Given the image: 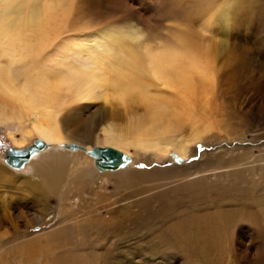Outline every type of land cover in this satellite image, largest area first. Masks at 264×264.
Returning <instances> with one entry per match:
<instances>
[{
    "label": "bare ground",
    "instance_id": "bare-ground-1",
    "mask_svg": "<svg viewBox=\"0 0 264 264\" xmlns=\"http://www.w3.org/2000/svg\"><path fill=\"white\" fill-rule=\"evenodd\" d=\"M71 2L0 0V123H20L24 136L34 133L46 144L27 160L33 179L15 177L12 169L0 166V264H104L102 253L114 243L124 244L120 264H128L137 246L149 257L153 243L158 251L203 254L200 248L210 251L212 238L225 242L227 230L252 235L251 245H258L264 234V152L222 147L202 153L199 169L185 163L203 140L213 145L244 140L246 132L264 128L263 122L240 119L248 115L244 104L235 117L210 119L211 98L219 91L227 96L224 86L230 87L244 66L218 68L205 45L188 32L173 43L155 45L141 42L133 25L74 35ZM242 25L238 19L233 28ZM83 100L134 103L141 113L125 123L116 120L115 110L96 111L86 119L74 112L66 116L70 103H80V111ZM237 106L229 103L225 114L233 115ZM14 133L9 135L15 139ZM69 144L91 154L111 147L126 159L97 168L93 157L72 152ZM178 144L186 150H178ZM146 159L175 164L168 173H158L139 167ZM147 171L151 184L137 186L133 196L111 201L105 195L113 181L123 188L122 175L131 181L129 176ZM52 194L63 200L67 195L70 202L57 221L51 217ZM38 224L42 231L25 235ZM197 237L208 240L196 242ZM256 251L263 257L261 248Z\"/></svg>",
    "mask_w": 264,
    "mask_h": 264
},
{
    "label": "rangeland",
    "instance_id": "rangeland-1",
    "mask_svg": "<svg viewBox=\"0 0 264 264\" xmlns=\"http://www.w3.org/2000/svg\"><path fill=\"white\" fill-rule=\"evenodd\" d=\"M250 4H254L252 10H250L252 11L251 14L248 13V7ZM70 10L69 18L72 29L69 30L70 32L72 31L74 35L86 34L89 36L99 30L117 28L126 29L129 25H133L141 35V42H146L150 45L173 43L175 40L174 38H176L181 32H188V34L190 33L194 37L196 36L195 38H198L197 40H199L202 45H205L203 49L208 51L211 60L216 66H218V68H230L229 65L233 67L238 64L244 66L242 69L243 71L240 73L243 74L239 75L230 87L229 84L224 86V91L227 96H224V93L219 91L215 97L211 98V121L235 117V114L240 111V104H244L248 107V115L240 119L260 121L264 123V0H73L70 4ZM251 15L253 17L248 20ZM238 19L243 22V25L240 26L238 30H235L233 27H237L236 23L238 22ZM70 32L68 31L71 35L72 33ZM240 53L244 56L240 57L241 59L237 56V54ZM225 59L227 65L223 62ZM233 60H235V63H233ZM227 61L230 62L228 63ZM241 62L244 63L242 64ZM237 89H240L241 91ZM198 90H202V87H199ZM237 94L239 96H237ZM242 95L243 97H241ZM82 102L83 105H81L82 109L80 111H78L80 103H70L67 107L66 116L68 115L72 117L74 112L80 115L83 119H86L93 116L96 111L109 113L110 110H115L117 111V114H115L116 120L125 123L127 120H130L131 117L134 118L141 113L140 105L134 103L132 105L118 103V100H115V102L114 100H83ZM229 103L238 105L233 115L225 114L226 110L223 107L228 109L227 106ZM10 124L5 125L0 123V166L6 167L10 170L12 169L11 171L14 173L16 172L15 177L27 178L28 176L30 179H33V172L30 165H28V162L23 168L12 167L5 161V156L10 147L25 148L32 145L34 141L40 139V137L34 133L24 136L25 133L20 123ZM9 132H15L14 134L17 139L18 137H24V143H16V138L14 139L10 137ZM257 133L258 136L255 140L251 136ZM245 135L247 136V139H232L229 141H221L214 145L203 140L202 142L204 144H202V146H193L196 158L193 159L192 156L187 159L185 163L193 165L192 169H199L203 164L201 159L202 153L209 150H217L222 147L231 148L238 145L242 147L251 146L253 154L261 155L264 152V150L261 149H264V128L260 126L258 131H249L246 132ZM20 145L23 146L19 147ZM74 149L75 150H71L74 153L79 151L87 156L93 157L97 167V160L93 154L76 147ZM154 159L149 161L146 159L145 162H141L142 165L146 166L143 168L148 170L155 168L158 169L155 170V172L168 173V168L173 167L175 164L163 160L156 161ZM174 161L179 162V158L173 157L172 162ZM149 172L150 171L144 172L142 175H131L129 176L132 178L131 181H128V177L122 175L119 182H121L123 188H118L113 181L112 184H108L106 187L105 195L112 199L111 201L133 196L131 191L136 189L137 186L143 187V185L151 184L149 183L151 181L148 180ZM135 192L137 193V190ZM90 196L91 195H88V197ZM65 197L63 200L59 194H52V198L50 199V204L55 207L51 217L55 218L56 221L60 218L62 206H66L67 203H70ZM76 199L77 198H74V200ZM91 200L102 201V199H99L98 197H93ZM257 209L259 210L258 206ZM99 213L101 216L107 215L103 210ZM128 224L130 223L128 222ZM247 226L248 225H246V231H249ZM238 228L244 229L243 226ZM36 231H42L41 225L38 224L28 228V232L25 235H30ZM218 233V231H214V235ZM222 237L226 243L222 242L219 244L218 240L212 238L213 240L211 239L210 251L207 248H200L202 249L203 254L200 253L201 251L199 250L194 254L193 251L188 253L187 251H183L184 249L180 251V253L172 250L167 251L165 248L158 251L153 243L151 250L148 253L149 257H145L140 255L143 253L144 247L138 250L139 246H137L133 249V255L136 257L132 256L131 260L128 259V264H198L197 261L200 262V264H264V253L263 257H261L260 253L256 251L258 248H261L264 252V234L256 246L251 245L253 242V236L242 232L227 230ZM135 240H137V238H133L132 241L135 243ZM201 240L208 239H201L199 237L195 238L196 242H200ZM123 245V243L110 244L108 246L110 251L102 253L104 264H120L121 258L119 257H121V255H119V251L120 249L122 250ZM90 252L96 254L97 249L95 247H90ZM98 255L99 253L97 256ZM113 260H116L117 263H114ZM79 264H83V262L81 261Z\"/></svg>",
    "mask_w": 264,
    "mask_h": 264
},
{
    "label": "water",
    "instance_id": "water-1",
    "mask_svg": "<svg viewBox=\"0 0 264 264\" xmlns=\"http://www.w3.org/2000/svg\"><path fill=\"white\" fill-rule=\"evenodd\" d=\"M45 146L46 144L41 139L35 140L32 145L25 148H16L12 146L7 150L5 161L12 167L23 168L29 157L32 156L36 150L44 148ZM69 146L71 148L76 147L75 144H69ZM93 154L96 156L97 166L101 169L107 166L114 167L121 164L126 159L125 154L111 147L96 148Z\"/></svg>",
    "mask_w": 264,
    "mask_h": 264
},
{
    "label": "clouds",
    "instance_id": "clouds-1",
    "mask_svg": "<svg viewBox=\"0 0 264 264\" xmlns=\"http://www.w3.org/2000/svg\"><path fill=\"white\" fill-rule=\"evenodd\" d=\"M102 131V130H101ZM176 148L178 149V150H186L185 149V146H183V145H176Z\"/></svg>",
    "mask_w": 264,
    "mask_h": 264
},
{
    "label": "snow or ice",
    "instance_id": "snow-or-ice-1",
    "mask_svg": "<svg viewBox=\"0 0 264 264\" xmlns=\"http://www.w3.org/2000/svg\"><path fill=\"white\" fill-rule=\"evenodd\" d=\"M63 146V145H62ZM196 157L193 156V159H195ZM139 167H145V165H139Z\"/></svg>",
    "mask_w": 264,
    "mask_h": 264
}]
</instances>
